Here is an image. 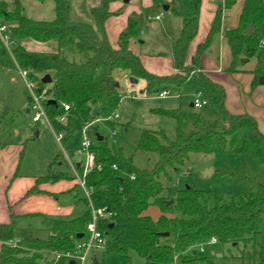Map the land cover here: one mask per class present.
<instances>
[{
	"label": "trees",
	"instance_id": "1",
	"mask_svg": "<svg viewBox=\"0 0 264 264\" xmlns=\"http://www.w3.org/2000/svg\"><path fill=\"white\" fill-rule=\"evenodd\" d=\"M51 1L55 15L51 21L25 17L17 1L10 4L0 2V19L10 26L16 41L13 57L17 65L37 76L50 77V84H47L49 96L55 103H44L50 120L64 114L62 104L69 106L81 125L109 117L117 109L123 90L114 79L116 71L144 81L146 97H153L169 87L180 90L191 86L204 94L212 113L219 117L215 122H207L200 113L192 111L152 109L155 115L174 121L175 138L170 140L162 130L140 132L136 150L157 156L150 170L137 168L132 158L125 157L120 148L109 146L104 138L97 141L94 135L91 151L100 170L89 172L85 185L91 190L92 207L106 215L98 220V229L108 238L105 251L119 255L122 264H130V251L145 264H172L176 258L186 264L204 260L203 253L196 251L187 262L184 261L186 256L182 255L211 238L220 244H236L260 236L259 251L248 255L245 264H264V234L260 232L264 219V184L250 180L246 192L237 193L225 202L219 192L178 189L172 182L192 154H248L257 163L264 164V135L255 119L246 113L227 112L223 87L212 82L199 69L200 57L209 50L220 32L222 11L230 9L236 0H223L219 5L207 37L197 45L189 66H185V59L197 32L200 0H169L166 5L170 14L181 21V29L172 49L173 67L178 73L167 77L149 74L139 57L129 50V41L138 35L133 19H129L126 29L119 34L117 48L109 44L104 23L116 15L108 7L118 0H99V4L90 9L93 25L71 20L69 0ZM249 28L251 34L246 33ZM225 38L231 52L228 71L239 72L238 68L255 58V66L250 72L253 77L251 88L261 84L260 80L264 85V0H245L238 26L227 31ZM23 40L55 42L57 50L55 53L30 52L20 44ZM72 47L83 56V62L68 61L63 55L64 50ZM93 110L94 116L91 114ZM17 118L18 113L12 109L2 111L0 149L16 143L13 129ZM70 133L68 127L67 134ZM74 180L70 168L58 154L48 165L45 175L36 181L35 187L40 183ZM35 187L29 194L37 192ZM76 191V187L69 190L78 198ZM79 200L87 210L68 220H48L50 235L46 240H23L17 247H12L13 222L0 224V264H52L50 255L53 252L73 249L79 240L77 235L83 233L90 220L87 201L84 198ZM150 206L160 211L156 220L144 215ZM25 249L35 254L24 257Z\"/></svg>",
	"mask_w": 264,
	"mask_h": 264
},
{
	"label": "rangeland",
	"instance_id": "2",
	"mask_svg": "<svg viewBox=\"0 0 264 264\" xmlns=\"http://www.w3.org/2000/svg\"><path fill=\"white\" fill-rule=\"evenodd\" d=\"M16 1L22 6L23 14L27 18L36 21H51L55 17L54 4L51 0H46L44 2H38L36 0H0V2L9 4ZM69 1L71 6V20L93 25L90 9L92 6H97L99 0ZM120 3L121 10L118 14L122 15L123 7H128L130 5V0L128 3H123L120 0ZM156 6L158 8L157 3ZM159 10H161L160 7ZM151 24H155V22ZM163 29L166 32V28ZM20 44L28 51L34 53H49L51 52V48H56L55 42L37 43L30 40H23ZM63 55L68 61L83 62L84 60L83 56L79 55L73 47L64 50ZM11 78H14L15 82H11ZM127 85V82L123 81L121 83L123 88H121L126 90V87L129 86ZM192 88L193 87H189V89L181 91V101L179 103L181 111H192V109L189 108V104L192 102L194 95V92L191 91ZM134 89L137 93H145L144 83L140 80L134 85ZM25 96L23 84L15 73L12 60L7 54L0 55V115L6 108H15V112L18 113L16 126H18V131L21 133V139L27 140L25 155H28L27 157H29V160L33 158L37 160L39 164L43 163V166H45L43 170L45 172L47 164H49L57 154H60L62 160L66 162L63 152L60 150L59 146L55 144L52 136V131L55 133L63 131L66 125L64 123L59 124L56 118L50 120V127L45 123L32 124L28 115L25 114V108L28 104L27 97L25 99ZM22 105L24 108H22ZM157 105H160L157 100L141 103L124 100L118 111V120H102L96 123L94 127L98 128L100 135L106 139L109 146L114 145L116 148H120L125 157L132 158V162L137 168L150 170L156 163L157 156L156 154L136 150V142L138 141L140 132L142 130H162L170 140L175 138L174 121L166 117L155 115L152 112V108ZM197 111L207 122H215L219 119L218 115L212 113L209 105ZM71 124L70 141H65L63 147L69 159L74 162L77 160L82 161L83 156L77 154L80 143L81 125L75 119H72ZM36 132L39 133L38 137L35 136ZM24 141L22 142L24 143ZM207 170L211 172L205 174ZM250 180H255L259 184H264V164L257 163L248 154L218 153L212 155H190L184 167L181 168L179 175H175L172 182L178 189L188 187L198 191L219 192L223 195L225 202H228L235 194L246 192L249 188ZM162 182L166 184L163 179ZM77 191L78 198L83 199L82 191L79 188H77ZM59 203L64 206L67 205L63 200H60ZM77 212L79 211L75 210L72 214H76ZM144 215L150 217L152 220H156L160 216V211L157 207L150 206L144 212ZM27 224H31V230H25V225ZM42 229L38 220L35 222L32 220L23 221L22 226L20 225L18 227L15 235L20 237L22 234H27L28 236H33V238L45 239L47 238V232L45 229ZM260 232L264 234V219L260 225ZM260 242V236H258L254 240L244 243H217L213 246H204V260L186 264H245L248 255L252 256L255 252L259 251ZM20 244V241H13L11 245L12 247H17ZM198 250V246L188 249L182 255L186 256L184 261H189L193 251L199 252ZM23 251L25 252L23 255L24 257H32V255L35 254V252L28 251L27 249ZM93 254L99 260V264H122L121 258L117 254L108 253L105 250L96 251ZM128 256L130 258V264H145L144 260L134 252L130 251ZM172 264H181V259L176 258Z\"/></svg>",
	"mask_w": 264,
	"mask_h": 264
},
{
	"label": "crops",
	"instance_id": "3",
	"mask_svg": "<svg viewBox=\"0 0 264 264\" xmlns=\"http://www.w3.org/2000/svg\"><path fill=\"white\" fill-rule=\"evenodd\" d=\"M244 1L236 0L230 9L222 11L220 32L214 37L209 50L200 57L199 69L212 82L223 87L225 91L224 107L226 111L230 114L246 113L250 115L255 119L259 131L264 135V85L259 84L254 89L251 88L253 77L250 72L255 66V58L250 59L245 66L238 68L239 72L230 73L228 71L231 62V52L225 38V33L238 26L239 14ZM168 2L169 0H130V5L126 8L123 7L121 15L118 14L121 10V3L118 0L109 4L108 7L109 11L116 13V15L108 18L104 23L107 40L111 47L116 49L119 34L126 29L130 18L134 20L138 28V35L129 41V50L139 57L145 71L157 77H167L178 73L173 67L172 49L181 29V21L170 14L169 6L166 5ZM156 3L158 4V8ZM221 4H223V0H200L197 32L188 47L185 66H189L192 63L197 45L206 39L215 12ZM164 6H167V10L163 9ZM159 7L161 10H159ZM160 14H162V17L156 20L155 17ZM152 22H155V24H151ZM163 28H166V32ZM51 52L55 53L56 48H51ZM11 82H15L14 78H11ZM142 82L144 83V81ZM127 84L129 86L127 85L126 89L129 87L134 89L135 84ZM189 87L191 88V86ZM189 87L185 86L180 90L173 89L172 87L162 89L168 90L172 94H177L179 97L157 100L160 105L154 106L152 109H179L181 111V107L179 106L181 91L189 89ZM191 91L195 95L197 90L192 88ZM139 94L145 95V93ZM150 100L156 99L144 100L140 101V103L149 102ZM22 108H24L23 105ZM27 108L28 104L25 111L28 110ZM189 108L192 109V102H190ZM10 109L16 111L14 107ZM17 109L19 110L18 106ZM192 112L198 113L194 109H192ZM72 119L77 120L72 113H67L64 123L66 125L65 129L60 131L66 134L64 142L70 141L71 133L67 134V130L68 127H72ZM59 124L61 123L59 122ZM95 129L94 135L97 133L103 139L98 128L95 127ZM13 132L17 140L16 143L0 149V224L13 222L14 242L28 239L46 240L50 235L47 225L48 220H68L79 217L87 210V206L78 198H75L73 192H69L73 187L78 188L76 179L74 181H59L56 183H40L35 187L36 181L46 173L43 170L45 166H43V163L39 164L37 160L31 157L29 160L28 155H25L27 140L21 139L18 126L13 129ZM53 133L55 132L52 131L54 140ZM35 136L38 137L39 133L36 132ZM70 161L76 167L81 162L78 160L74 162L71 159ZM49 164H47V167ZM65 164L68 166L66 162ZM34 187L37 192L29 194V191ZM76 196L78 197V191H76ZM60 200H63L67 205H61L59 203ZM75 210L79 212L72 214ZM28 220L34 222L38 220L40 227L47 232V238H33V236H28L27 234L17 237L15 233L18 227L22 226L23 221ZM31 229V224L25 225V230ZM95 259L99 264V260L96 257Z\"/></svg>",
	"mask_w": 264,
	"mask_h": 264
},
{
	"label": "built area",
	"instance_id": "4",
	"mask_svg": "<svg viewBox=\"0 0 264 264\" xmlns=\"http://www.w3.org/2000/svg\"><path fill=\"white\" fill-rule=\"evenodd\" d=\"M162 14L156 16L155 19L159 20ZM264 44V43H262ZM16 46V41L13 39L10 26L5 24L0 19V55L7 54L13 62L15 67V73L23 84L24 91L28 100V117L32 124L45 123L50 127V119L44 108V103L52 100L49 96V88L47 84L41 82L42 76H37L30 72L20 68L14 57L13 49ZM115 81L120 85L123 81L129 82L130 76L121 71H116L114 74ZM132 85V84H131ZM179 95L172 94L168 90H162L156 93L153 97H146L137 93L133 88L129 87L126 90H122L118 101L117 109L107 118H98L91 122L81 125L80 129V143L77 150V154L83 156L82 161L76 167L70 159L66 156L63 147V142L66 134L64 132L53 133L54 140L59 146L60 150L66 159V163L71 169L77 181V187L82 191L83 198L87 201L88 209L90 210V220L86 223L82 238H80L74 245L73 249L69 251L53 252L50 256L52 264H98L95 260L94 252L104 251L108 245L107 236L98 229V220L100 218H106V215L102 210H95L90 203L91 190L85 185V178L89 172L94 169L100 170V166L96 165L95 157L91 151L94 139V126L96 123L106 120L112 121L118 119V109L124 100L132 101H144L149 99L165 100L170 98H178ZM208 106V100L203 96L202 92L197 90L192 101V109L199 110L200 108ZM64 114L56 117L58 122L65 123L67 113H71L68 105L62 104ZM78 168L80 170H78ZM113 169L115 167L113 166ZM133 178L132 176L130 177ZM217 244L215 238H211L207 242L200 244L199 253H204V246H213Z\"/></svg>",
	"mask_w": 264,
	"mask_h": 264
},
{
	"label": "water",
	"instance_id": "5",
	"mask_svg": "<svg viewBox=\"0 0 264 264\" xmlns=\"http://www.w3.org/2000/svg\"><path fill=\"white\" fill-rule=\"evenodd\" d=\"M121 1H122L123 3H128L129 0H121ZM163 9H164V10H167V6H164ZM246 33H247V34H251V33H252V29L249 28V29L246 31ZM41 82H42L43 84H50V77H49L48 75H44V76L42 77V79H41ZM129 82H130L131 84H136L137 81H136L135 78L131 77V78L129 79ZM260 83L262 84L263 82L260 80ZM49 103L54 104L55 102H54L53 100H50ZM25 113L27 114V113H28V110H26ZM91 114H92V116H94V115H95V110H93ZM93 131L96 132V129H94ZM95 137H96L97 141H102V138H101L97 133H95ZM207 172H211V171H210V170H207V171H205V174H206ZM185 188H188V187H185ZM170 203H171V202H170ZM77 238H78V239L82 238V233H81V234H78V235H77ZM69 264H73V263L70 262Z\"/></svg>",
	"mask_w": 264,
	"mask_h": 264
}]
</instances>
